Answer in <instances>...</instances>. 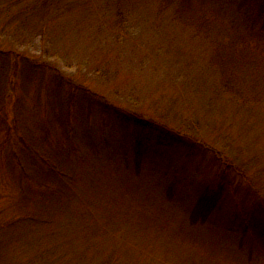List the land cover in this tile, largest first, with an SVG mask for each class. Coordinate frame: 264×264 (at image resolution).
<instances>
[{
  "label": "rangeland",
  "instance_id": "374dc122",
  "mask_svg": "<svg viewBox=\"0 0 264 264\" xmlns=\"http://www.w3.org/2000/svg\"><path fill=\"white\" fill-rule=\"evenodd\" d=\"M259 9L0 0V264H264Z\"/></svg>",
  "mask_w": 264,
  "mask_h": 264
},
{
  "label": "trees",
  "instance_id": "16d2710c",
  "mask_svg": "<svg viewBox=\"0 0 264 264\" xmlns=\"http://www.w3.org/2000/svg\"><path fill=\"white\" fill-rule=\"evenodd\" d=\"M255 1V0H254ZM258 14H259V21H260V19H262V15L264 14V10H260L259 9V11H258ZM258 22V19L257 18H255L254 20H253V24H256ZM252 35H250V37H251ZM252 39H253V37H252ZM217 207H213V208H206V209H204V213H201V211H199V210H196V211H198V214H196L197 212H193V217L194 216H206V215H209L213 210L215 211V209H216Z\"/></svg>",
  "mask_w": 264,
  "mask_h": 264
}]
</instances>
